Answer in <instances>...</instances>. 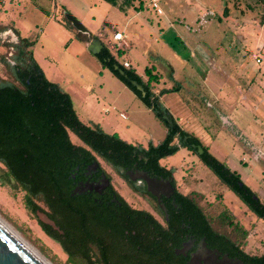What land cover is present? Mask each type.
I'll use <instances>...</instances> for the list:
<instances>
[{
  "label": "rangeland",
  "instance_id": "1",
  "mask_svg": "<svg viewBox=\"0 0 264 264\" xmlns=\"http://www.w3.org/2000/svg\"><path fill=\"white\" fill-rule=\"evenodd\" d=\"M159 7L162 13L157 15L148 0H118L116 5L103 0H0V28L6 29L0 31V76L6 75L1 61L10 59L7 45L17 39L15 30L33 42V60L47 80L69 94L84 124H96L132 145L160 143L166 135L163 124L88 51L85 43L97 39L116 60H127L144 83L145 70L150 69L157 82H150L149 89L157 90L159 102L179 127L264 202V160L256 161L249 146L251 141L264 153V7L255 0H160ZM64 11L91 33L87 42L77 36ZM126 22L131 47L118 49L113 34ZM157 24L162 36L154 29ZM202 55L215 56L221 70H211ZM155 56L169 63L176 75L154 63ZM217 112L230 117L234 127L222 123ZM70 140L81 145L73 135ZM160 164L174 170L178 192L198 195L215 227L227 228L218 220L229 211L232 224L239 221L251 232L246 251L264 253V221L198 155L180 147ZM115 185L121 197L136 206L134 197ZM22 195L0 186V218L51 264H72L25 209Z\"/></svg>",
  "mask_w": 264,
  "mask_h": 264
},
{
  "label": "trees",
  "instance_id": "2",
  "mask_svg": "<svg viewBox=\"0 0 264 264\" xmlns=\"http://www.w3.org/2000/svg\"><path fill=\"white\" fill-rule=\"evenodd\" d=\"M103 1L116 5L118 0ZM255 1L264 7V0ZM224 14H227V8ZM260 23H264V13H261ZM5 30L0 28V31ZM14 33L17 43L7 45L12 50L10 59L1 61L6 75L0 76V186L9 188L13 195L22 192V203L35 218V212L40 211L55 221L63 235L39 222L38 225L48 237L60 245L67 255L68 262L94 264L88 253L93 251V255L98 258L97 264H165L162 263L164 258L174 256L169 244L181 223L198 229L201 235L209 240L218 239L223 243L226 241L236 249L246 246L251 232L239 221L232 224L229 218L233 215L228 210V216L222 214L219 217L221 220H218L221 226L227 225V228L215 227L201 208L198 195H183L177 191L178 208L176 211L171 210L175 219L171 224L176 228L166 229L158 225V235L150 232L149 228L145 233L142 229L130 228L127 237L130 260L128 255L126 256L123 230H114L116 238L112 248L98 247L95 248L96 251L94 248H81L76 228L77 208L71 202L73 197L70 195L75 167L79 166L81 175L84 167L95 161L96 157L114 166L123 167L137 147L116 134L105 133L96 124H84L79 119L69 94L58 84L47 80L33 60L29 50L33 42L20 37L15 30ZM77 36L81 37L83 42L88 41L85 35L77 33ZM116 54L119 56L121 51ZM94 56L102 67L123 82L165 127L164 139L157 146H150V151L155 153L153 161L155 166H158V175L172 176L173 169H166L159 161L176 153L178 148H186L198 155L191 146H201L199 142L179 127L168 110L161 105L157 95L149 89L150 82H157L150 69L145 70L148 82L144 83L133 70L125 69L105 45L102 44V50ZM119 70L123 74H120ZM130 81H136L144 87L145 97H141V93ZM71 135L76 137L81 145L73 144ZM202 149L203 154L198 155L201 162L237 195L254 216L264 221V203L256 193L243 184L240 177L224 163L204 147ZM120 201L121 213L120 217L116 216L114 219L115 226L123 224V218L126 217L130 219L131 225L145 222L148 226L149 220H145L140 211L130 208L123 200ZM118 233L122 236L121 241L117 238ZM138 244L141 246L139 250ZM241 253L247 256L243 250ZM159 256L161 261L158 260ZM250 260L253 264H264V254L253 256Z\"/></svg>",
  "mask_w": 264,
  "mask_h": 264
},
{
  "label": "flooded vegetation",
  "instance_id": "3",
  "mask_svg": "<svg viewBox=\"0 0 264 264\" xmlns=\"http://www.w3.org/2000/svg\"><path fill=\"white\" fill-rule=\"evenodd\" d=\"M12 43H17V39L15 41L13 40ZM158 144H148L144 147L135 145L137 149L133 151L123 167L114 166L99 157H96L97 159L95 161L88 163L82 170L81 175L79 173V166L75 167L74 170L76 172L72 175L70 195L73 197L71 202L77 208L76 228L78 243L81 248H94L95 251V248L98 249V247L112 248L116 238L114 230H123L126 256L128 255L127 258L130 260V245L127 239L130 228L142 229L143 233L149 228V231L155 232L156 235H158V225L166 229L176 228L175 225L171 224L175 220L172 217L173 215H171V210L174 209L176 211L178 208L176 203L177 189L174 180V170L172 176L158 175V166H155L153 161L155 153L150 151L151 145L157 146ZM163 167L171 169L166 166ZM140 174L157 180L158 178H163L164 180L170 179L174 188L173 194L168 197L162 195L159 199L158 196H152L147 191L146 182L142 178H138ZM115 183L126 189L134 197L136 206L129 205L121 197ZM120 200L126 202L130 208L140 211L144 219L149 220L148 226H146L145 222L140 225H131L130 219L127 217L123 218L125 221L123 224L115 226L113 224L114 219H116V216L120 217L121 213ZM161 206H164L165 210ZM45 209L48 211L46 206ZM51 220L55 223L53 219ZM251 226L252 223L249 227ZM132 232L134 233V231ZM117 238L121 241L122 236L120 233L117 234ZM172 239L169 248H172L174 256L164 258V262L162 263L208 264L203 259H205V254H211L213 257L215 256L211 261L213 264H253L250 258L258 256L255 253L246 251V246L244 248L239 246L236 249L226 241L223 243L218 239L209 240L206 236L201 235L198 229H194V227L186 223L180 224L179 229L172 235ZM140 248L141 246L138 244L137 249L139 250ZM241 250L247 256H243ZM135 252L138 251L135 250ZM88 253L91 256L92 262L97 264L98 258L93 255V251H88ZM97 256H99L98 253ZM158 260L161 261L160 256Z\"/></svg>",
  "mask_w": 264,
  "mask_h": 264
},
{
  "label": "water",
  "instance_id": "4",
  "mask_svg": "<svg viewBox=\"0 0 264 264\" xmlns=\"http://www.w3.org/2000/svg\"><path fill=\"white\" fill-rule=\"evenodd\" d=\"M65 19L71 24V26L81 34L86 35L88 38L91 33L81 25L72 15L68 12H63ZM88 51L97 55L102 50V44L97 39H92L90 42L86 43ZM118 69L117 66H115ZM120 74H123L121 70H119ZM130 84L141 93V97L145 96L144 88L142 85L138 84L136 81H130ZM193 149L197 151L198 155L203 154V149L199 145H192ZM138 178H142L147 184V191L152 196H160L164 195L166 197L170 196L174 192V188L171 184V180H164L163 178H149L146 175L140 174ZM163 210H165L164 206H161ZM35 216L37 221L43 225L49 226L53 231L58 232L59 234H63V232L59 229L58 226L43 212L36 211ZM208 251V250H206ZM204 256V255H203ZM194 258V256H193ZM192 258V260H193ZM211 254H205L204 262L208 264H213L211 261L214 259ZM0 264H44L28 247H26L10 230H8L1 222H0Z\"/></svg>",
  "mask_w": 264,
  "mask_h": 264
},
{
  "label": "crops",
  "instance_id": "5",
  "mask_svg": "<svg viewBox=\"0 0 264 264\" xmlns=\"http://www.w3.org/2000/svg\"><path fill=\"white\" fill-rule=\"evenodd\" d=\"M219 1V0H217ZM216 3V2H215ZM158 15V14H157ZM128 22V21H127ZM126 22V24H124V27L122 29H120L119 27L118 28H115L116 29V32H119V33H122L123 35V38L125 39V41L127 42L128 44V47L124 48V49H129L131 46H130V42H129V34L127 32V30H125V28H127V25L128 23ZM170 27H172V25L170 24ZM157 35L159 34L160 36H162L163 32L159 31L158 32V24L157 26L154 28ZM115 32V33H116ZM113 40V39H112ZM114 42V41H113ZM85 43V42H84ZM86 47H87V44L85 43ZM190 57H194L193 54H189ZM219 56V55H218ZM155 60H154V63L156 64H160L162 67L165 66L168 70L170 69V72H171V76L174 77L176 74H175V71L174 69L169 65V63H167L166 61L162 60L161 58H159L158 56H155ZM202 58L204 61L207 62L208 66L211 67V70H213L214 72H219L221 69H220V66L217 65V63L215 62L216 60V57L215 56H206V55H202ZM188 59V58H187ZM185 61H188V60H185ZM123 62H128L127 60H123L121 63ZM129 63V62H128ZM130 67H131V64L129 63ZM190 83V82H189ZM152 92H154L155 95H157L158 92H156L157 90H152L150 89ZM72 100V99H71ZM218 116H220V119L222 120V123H226L229 125V127H234L233 123L230 121V117H228L227 115H224V114H221L220 112H217ZM120 116V115H119ZM121 118V117H120ZM239 132V131H238ZM241 133V132H240ZM247 141H249L247 139ZM249 146H250V151H251V156L253 157V153L254 154V159L256 161H261V160H264V153L262 151V149L258 148L256 145H254L251 141H249ZM254 151V152H253ZM259 197V195H258ZM260 198V197H259ZM261 200V198H260ZM262 201V200H261ZM263 202V201H262ZM264 203V202H263ZM246 249V247H245ZM264 254V253H263ZM261 255V254H260Z\"/></svg>",
  "mask_w": 264,
  "mask_h": 264
},
{
  "label": "built area",
  "instance_id": "6",
  "mask_svg": "<svg viewBox=\"0 0 264 264\" xmlns=\"http://www.w3.org/2000/svg\"><path fill=\"white\" fill-rule=\"evenodd\" d=\"M159 1L160 0H148V7L150 9H152L156 14H161L162 13V10L159 7ZM113 41H114V43L117 44L118 49L128 47V44L125 41V39L123 38L122 33H119V32L114 33L113 34ZM259 61L260 60L258 58H256V62L259 63ZM122 66L125 69H129L130 68V65H129L128 62H123L122 63ZM120 117L122 119H125L126 118V116L123 113H120Z\"/></svg>",
  "mask_w": 264,
  "mask_h": 264
},
{
  "label": "bare ground",
  "instance_id": "7",
  "mask_svg": "<svg viewBox=\"0 0 264 264\" xmlns=\"http://www.w3.org/2000/svg\"><path fill=\"white\" fill-rule=\"evenodd\" d=\"M0 222L10 230L26 247H28L44 264H51L48 260H46L38 251H36L31 245L25 242L9 225L6 224L1 218Z\"/></svg>",
  "mask_w": 264,
  "mask_h": 264
}]
</instances>
